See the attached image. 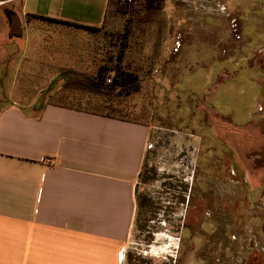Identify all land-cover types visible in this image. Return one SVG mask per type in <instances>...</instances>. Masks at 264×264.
I'll list each match as a JSON object with an SVG mask.
<instances>
[{
    "label": "crops",
    "instance_id": "crops-1",
    "mask_svg": "<svg viewBox=\"0 0 264 264\" xmlns=\"http://www.w3.org/2000/svg\"><path fill=\"white\" fill-rule=\"evenodd\" d=\"M107 4L108 0L1 2L0 70L8 66L3 60L19 55L23 49L20 38L24 22L36 16L99 28ZM2 12L6 13L7 23ZM12 18L18 20L21 34L9 37ZM240 22L241 28L247 30L235 44L230 31L217 19L192 24L166 21L168 34L162 51L170 56H164L158 66L163 72L162 87L163 81L169 83L170 69L185 67L183 52L203 53L204 59L201 57L200 62H204L201 67L204 70L192 74L199 73L209 80V88L203 91L208 101L209 94L232 90L234 79L244 76L258 110L251 114L248 123L235 125L227 121L229 115H220L208 103L212 112L210 119H214V139L220 145L212 150L218 162L208 164L199 176L207 175L206 179L199 178L195 185L201 194L205 193L202 184L211 183L213 166L214 180L221 182L224 175V186L232 187L236 172L242 176L241 186L247 192V202L264 203V196L259 197V189L264 187V166L254 164L253 159L246 158L233 146L236 133L247 132V127L252 126L257 130V124L264 122L261 107L264 71L260 69V78L250 73L251 68L258 66L257 58L251 63V57L264 55V31L261 32L258 20ZM195 25L212 29V35L199 42L196 36L182 38L181 32L172 30ZM176 46L179 47L175 49ZM243 64L246 69L241 67ZM150 83L153 84L152 80ZM244 92L250 93L248 89ZM5 100V104H0V264H124V249L136 212L134 182L148 147L150 127L137 120H119L49 104L36 118V113L26 115L21 110L32 104ZM219 124L223 125L224 136L218 132ZM257 159H261L260 155ZM215 214L212 219L217 220L220 216ZM204 215L207 214L199 212L194 227H182L181 233L200 236ZM253 228L256 235L264 234L257 224ZM228 229L227 224L221 226L216 221L215 227L205 234L215 238L217 232L224 236ZM196 244L194 240V251L199 250L200 245ZM211 246L207 245L206 249L212 251ZM197 261L202 260L199 258L194 264Z\"/></svg>",
    "mask_w": 264,
    "mask_h": 264
},
{
    "label": "rangeland",
    "instance_id": "rangeland-1",
    "mask_svg": "<svg viewBox=\"0 0 264 264\" xmlns=\"http://www.w3.org/2000/svg\"><path fill=\"white\" fill-rule=\"evenodd\" d=\"M2 16L7 23L6 13L2 12ZM162 18L165 22L178 20L191 24L217 19L227 27L236 44L247 30L241 28L242 20H258L261 32L264 31V0H165ZM124 24L134 27L124 66L137 72L141 89L125 100L123 109L128 118L147 123L150 135L134 182L136 212L123 263L194 264L200 258L203 262L196 264H264V234L256 235L253 228L257 224L264 231V203L247 202L242 176L234 172L233 186L227 187L224 175L221 182L214 180L215 167L211 166V183L202 184L206 186L201 188L205 193L201 194L195 185L199 178L206 179L207 175L199 177L206 166L218 162L212 150L220 145L214 139V119H210L208 103L220 115H229L227 121L243 125L258 110L251 86L244 76H237L232 90L209 94L208 101L203 91L209 88V80L199 73L192 74L204 70L201 68L204 62H200L204 54L185 51L182 54L185 67L170 69L169 83L163 81L161 87L163 72L158 65L164 56H170L162 51L168 34L166 24L146 27L138 18L115 17L111 9L106 23L96 31L29 19L24 22L20 38L23 49L19 55L3 60L8 66L0 70V104H5V99L34 103L62 69L93 73L99 65L114 59ZM172 30L181 32L182 38L196 36L199 42L212 35V29L206 26ZM255 58L258 66L251 68L250 73L260 78L264 55L254 54L250 62L254 63ZM193 59L197 61L195 64ZM241 67L246 69L244 64ZM261 84L264 85V80ZM247 89L250 93L244 92ZM261 107L264 108V102ZM257 125V130L252 126L247 127V132L236 133L233 146L246 158L253 159L254 164L264 166V122ZM222 129L219 124L218 132L224 136ZM259 155L261 159H257ZM259 190V197L264 196V187ZM199 212L207 214L201 219V235L181 233L182 227H194ZM214 213L215 217L220 216L217 220L212 219ZM216 221L221 226L228 225L227 234L220 236L217 232L215 238H209L205 233L215 227ZM194 240L200 245L197 251ZM209 244L213 245L212 251L206 249Z\"/></svg>",
    "mask_w": 264,
    "mask_h": 264
},
{
    "label": "trees",
    "instance_id": "trees-1",
    "mask_svg": "<svg viewBox=\"0 0 264 264\" xmlns=\"http://www.w3.org/2000/svg\"><path fill=\"white\" fill-rule=\"evenodd\" d=\"M164 3L165 0H108L101 27L106 23L110 9L115 17L121 15L131 17L132 20L138 18L146 27H150L151 24L163 26L165 24L162 18ZM33 18L89 31L98 30L44 17ZM133 28V26L123 25L114 59L99 65L93 73L62 69L31 106L21 108L22 112L26 115L36 113L34 117L39 118L44 106L49 104L119 120L136 121L128 118L127 112L123 109L126 107L125 100L141 89L137 72L130 71L124 66ZM46 95V100L43 101Z\"/></svg>",
    "mask_w": 264,
    "mask_h": 264
},
{
    "label": "water",
    "instance_id": "water-1",
    "mask_svg": "<svg viewBox=\"0 0 264 264\" xmlns=\"http://www.w3.org/2000/svg\"><path fill=\"white\" fill-rule=\"evenodd\" d=\"M8 29H9V33H8L9 37L21 34L20 25L16 18L11 19Z\"/></svg>",
    "mask_w": 264,
    "mask_h": 264
}]
</instances>
